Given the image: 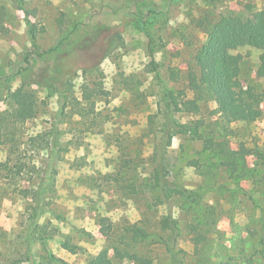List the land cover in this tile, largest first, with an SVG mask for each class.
Here are the masks:
<instances>
[{"label": "rangeland", "instance_id": "374dc122", "mask_svg": "<svg viewBox=\"0 0 264 264\" xmlns=\"http://www.w3.org/2000/svg\"><path fill=\"white\" fill-rule=\"evenodd\" d=\"M263 8L264 0H0V264L30 255L39 264H174L164 242L134 241L129 231L167 238L169 215L185 264H264L261 52H235L244 86L261 99L256 122L213 115L210 103L172 114L176 125L204 120L227 152L247 150L234 172L223 165L225 152L187 135L161 138L170 127L165 92L194 97L190 73L210 31ZM32 24L42 51L58 48L18 74L36 49ZM56 63L70 70L63 81ZM20 88L36 99L23 124L10 114ZM163 167L169 188L195 191L198 201L161 195L154 176Z\"/></svg>", "mask_w": 264, "mask_h": 264}, {"label": "trees", "instance_id": "16d2710c", "mask_svg": "<svg viewBox=\"0 0 264 264\" xmlns=\"http://www.w3.org/2000/svg\"><path fill=\"white\" fill-rule=\"evenodd\" d=\"M175 0H167V4ZM149 10V8H146ZM142 11L141 14H144ZM155 9L150 10L155 13ZM158 12V11H157ZM159 13V12H158ZM30 34L36 49L28 53L22 60V64L18 68L17 73L23 74L33 64L34 58H41L45 54L57 50L58 45L47 51H42L36 42L37 29L34 24L31 25ZM252 47L260 51L259 65L256 75L259 78H264V8L255 12L252 17L244 20L237 17L223 18L207 36L206 41L197 50L194 57L197 71L190 73L191 82L197 86L192 99H186L181 94H176L173 91L165 92L166 99V121L169 123L168 131L162 132L163 143L173 139L175 136L187 135L190 139L201 141L203 148L206 151L219 154L227 153L230 157L223 162L224 166L229 167L233 172L238 164L237 155L245 157V152L229 151L223 141H217L213 132H209L204 120L190 121L180 125H176L172 114L174 112L197 114L201 111V104L207 103L213 105V115L219 113L229 114L235 122H256L263 115L261 108V99L257 93L250 88H246L241 79V62L243 56L235 53L238 49L244 47ZM152 65L155 66L154 61ZM65 65L56 63L53 66V72L58 76L57 80H62V77L70 75V70L66 69ZM155 68V67H154ZM85 71V70H84ZM1 81V77H0ZM63 81V80H62ZM35 92L28 91L23 88L17 89L11 94L13 103V113L11 117L17 123H25L27 120L35 116ZM14 122V121H13ZM15 123V122H14ZM175 127L174 129H171ZM11 132V131H7ZM13 132V131H12ZM5 132L0 129V150L5 144ZM162 167V166H161ZM164 169H157L154 180L155 187L158 188L160 194L163 193L167 198H171L172 194H180L186 198L185 201L195 203L198 201L199 194L195 191L187 189L169 188V183L164 180ZM164 228L170 232L167 238L161 237L158 234L148 233L146 230L133 226L130 228L134 241L157 239L164 242L168 252L171 255L174 264H185V260L178 257L175 253L177 243V222L171 215L163 220ZM107 236L108 233L102 231ZM61 245L70 251L73 247L66 241H61ZM138 264H154L149 258H135ZM39 264L35 257L30 255L25 259H16L12 264Z\"/></svg>", "mask_w": 264, "mask_h": 264}]
</instances>
